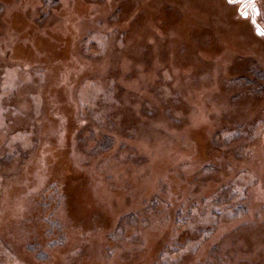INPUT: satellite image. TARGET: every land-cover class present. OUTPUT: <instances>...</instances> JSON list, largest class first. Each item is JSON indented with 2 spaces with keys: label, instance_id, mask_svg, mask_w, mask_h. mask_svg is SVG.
Here are the masks:
<instances>
[{
  "label": "rangeland",
  "instance_id": "1",
  "mask_svg": "<svg viewBox=\"0 0 264 264\" xmlns=\"http://www.w3.org/2000/svg\"><path fill=\"white\" fill-rule=\"evenodd\" d=\"M0 264H264V0H0Z\"/></svg>",
  "mask_w": 264,
  "mask_h": 264
}]
</instances>
